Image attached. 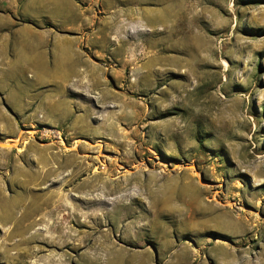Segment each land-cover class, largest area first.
Segmentation results:
<instances>
[{"label": "rangeland", "instance_id": "rangeland-1", "mask_svg": "<svg viewBox=\"0 0 264 264\" xmlns=\"http://www.w3.org/2000/svg\"><path fill=\"white\" fill-rule=\"evenodd\" d=\"M0 264H264V0H0Z\"/></svg>", "mask_w": 264, "mask_h": 264}, {"label": "bare ground", "instance_id": "bare-ground-1", "mask_svg": "<svg viewBox=\"0 0 264 264\" xmlns=\"http://www.w3.org/2000/svg\"><path fill=\"white\" fill-rule=\"evenodd\" d=\"M10 145V144H9ZM72 208V207H71Z\"/></svg>", "mask_w": 264, "mask_h": 264}]
</instances>
